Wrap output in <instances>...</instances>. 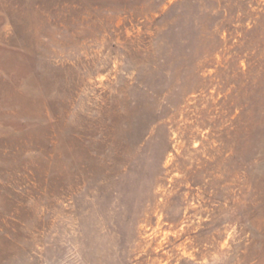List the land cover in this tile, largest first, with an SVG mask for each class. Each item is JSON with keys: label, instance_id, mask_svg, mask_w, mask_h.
<instances>
[{"label": "rangeland", "instance_id": "rangeland-1", "mask_svg": "<svg viewBox=\"0 0 264 264\" xmlns=\"http://www.w3.org/2000/svg\"><path fill=\"white\" fill-rule=\"evenodd\" d=\"M0 264H264V0H0Z\"/></svg>", "mask_w": 264, "mask_h": 264}]
</instances>
